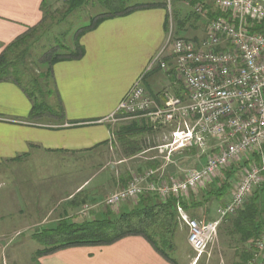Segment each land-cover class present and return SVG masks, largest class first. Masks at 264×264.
<instances>
[{"label": "crops", "instance_id": "0c3cea01", "mask_svg": "<svg viewBox=\"0 0 264 264\" xmlns=\"http://www.w3.org/2000/svg\"><path fill=\"white\" fill-rule=\"evenodd\" d=\"M179 1L190 5L188 0ZM42 2L0 0V54L17 37L41 23ZM166 15V10L160 7L139 9L126 16L104 20L95 29L82 34L79 44L83 56L59 61L52 66L51 83L61 114L44 112L31 118L32 104L25 93L11 81L0 82V167H6L1 170L4 179L0 181V222L16 219L13 224H17L9 232L44 230V233L59 234L71 226L116 219L135 208L137 201L135 204L130 201L122 203L115 209L104 203L98 204L97 197H91L89 192L81 193L88 180L80 181L72 192L59 196L58 183L52 181L55 167L50 160L57 154H82L109 146L115 128L101 121L115 110L132 83L160 51L167 33L164 28ZM214 16L212 12L209 14V18ZM198 22L208 24L201 18ZM205 34L206 24L200 35L193 34L187 40L198 43ZM165 61L168 71L155 69L143 79L146 93L158 107L163 106L165 93L183 98L186 92L174 71L173 60L166 58ZM130 120L138 127L153 129L147 118ZM158 130L164 131L169 138L173 129L159 127ZM172 156L169 162L159 154L148 158L158 163L155 181L181 179L175 176L176 169L185 164L199 169L205 164V158L196 149L181 150ZM32 157L35 162L31 168L28 161ZM41 158L49 162L42 163ZM224 174L223 179L228 178L227 181H214L213 184L210 181L200 188L203 190L200 195L195 194L196 191L193 194L195 202L200 203L201 212L205 206L204 213L210 221L218 219V209L229 202L233 191L235 181H232V175L236 176V173L227 169ZM46 178L51 181H44ZM67 184L64 182L60 186ZM191 197L188 194L181 201H189ZM84 203L90 204H87L89 211L81 210ZM44 248L40 244L39 250ZM198 262L199 259H194L183 264ZM36 264L172 263L143 237L129 236L109 245L58 249L39 256ZM177 264L181 263L177 261Z\"/></svg>", "mask_w": 264, "mask_h": 264}, {"label": "built area", "instance_id": "2783aa9c", "mask_svg": "<svg viewBox=\"0 0 264 264\" xmlns=\"http://www.w3.org/2000/svg\"><path fill=\"white\" fill-rule=\"evenodd\" d=\"M207 1L213 10L205 5ZM207 1L191 4L197 16L208 20L205 36L194 43L176 36L170 24L160 51L101 121L114 126L121 120L147 118L153 129H173L169 142L156 148L167 162L174 153L187 149H196L205 158L204 166L187 170L181 179L155 181L157 169L134 175L124 188L106 198L107 207L137 201L144 194L163 203L170 198L181 201L224 168L236 166L238 181L229 202L218 209L217 220L189 218L179 202L176 205L195 261L217 241L221 222L242 210L254 191L264 186V34L250 30L253 23L264 21V0ZM163 2L170 15L172 0ZM211 12L213 18H209ZM166 58L173 60L186 92L183 98L165 93L163 106L158 107L146 93L143 79L155 69L168 71ZM263 263L264 226L247 264Z\"/></svg>", "mask_w": 264, "mask_h": 264}, {"label": "rangeland", "instance_id": "374dc122", "mask_svg": "<svg viewBox=\"0 0 264 264\" xmlns=\"http://www.w3.org/2000/svg\"><path fill=\"white\" fill-rule=\"evenodd\" d=\"M91 1L93 0H90V2ZM64 2L65 1L61 0H48L49 4L47 7V13L45 14L44 21L41 23L42 29L38 33L41 34V36L39 37L37 44H33L29 56L25 60L29 69L28 71L29 73L31 72V77L36 75L39 76L40 73H44L47 70L48 65L45 62L47 60V55L49 56L50 53L51 55H64L70 53V51L74 49V42L77 33L92 25L96 17L104 12V9L93 7L89 2V4L82 6L71 14L65 15L64 13L67 6ZM154 2H163V0H128L125 3V6L132 7L136 4H149ZM205 5L209 10H213L210 3L206 2ZM191 7V4L187 6L182 1L172 0L169 25H172L173 32L176 36H183L186 39H190L193 34H196V36L200 35L205 24L207 27V23H203L202 25L201 22L199 23L198 20H195L192 15ZM174 18L185 22L182 21L184 23L182 25V32L184 33H179V35L175 33L177 32L176 29H178V27L176 26L175 21H172ZM200 18L201 17H199V19ZM201 19L207 20L205 18ZM45 90L50 91L49 94L38 101L46 103L48 106L46 108L43 107L44 110H46L47 113L48 111H51L52 113L56 111L57 108L54 89L53 87H49ZM130 123L131 120L126 119L121 120L114 125V135L111 138V143L105 149L82 154H57L54 156V159H51L50 161L55 167L52 171V181L58 183L57 194L59 196H64L66 193L72 192L73 188L76 187L80 181L88 180L89 182L82 188L83 191L80 190L82 191L81 193L89 192L91 197L94 196L98 198L96 200L98 204L104 203L110 194L123 188V186H121L122 180L126 181V186L134 175L142 174L146 170L151 169L147 167V163L150 162L148 158L152 155H157L158 152L156 148L167 144L169 138H167L164 131L151 129L142 134L138 133L131 135L129 136L128 142L121 143L116 134L119 129ZM137 149L141 152L137 153ZM131 152L132 154L136 153L135 156L129 157L127 153ZM40 161H42V163L49 162L48 160H45V158H41ZM28 162H31L30 167L32 168L35 160L32 157ZM241 163H239V165ZM191 166L192 165L190 164H185L181 169H176L174 172L175 176L182 177L187 170H190ZM235 167L236 166L233 167L230 165L229 167L224 168L219 176L217 175L211 181V184H213L214 181H227L228 178L226 180L223 179V175H225L224 172L227 171V169L233 170ZM3 168L6 167H0V181L4 179L2 176L3 171H1ZM192 168L193 167H191V169ZM238 171L239 170L236 169V172ZM7 172L8 170H6V173ZM42 172L43 174L47 173L46 171ZM232 178V181H235V186L239 175L235 176L234 174L232 175ZM44 181L51 180L46 178ZM64 182L68 184L60 186ZM53 188L54 187L52 186L51 189ZM200 188L201 187L195 190V194H201L203 190H200ZM189 194L193 197L194 192ZM251 197L252 195L248 198L247 202ZM139 200L140 199L137 200L135 207L139 205ZM135 202L136 201L133 203L135 204ZM87 204L89 203H84V207H81V210L84 209L89 211L88 208L90 206H87ZM115 207L116 206H114V209ZM195 212L196 216L188 214L189 218L197 219L199 221H210V218L204 213L205 206L202 207V212L199 208L196 209ZM14 221H16V219H8L2 222V224L0 222V264H36L39 256L35 255V253L39 250L41 244L36 238L38 235L43 234L44 230L42 232L36 230V232L30 231L12 234V232L9 231L14 228V225H17L13 224ZM221 227L222 224L219 225L218 229ZM219 232L220 231L217 233V241L209 246L206 252L199 258V264H231L234 260V252L228 250L222 243V238H220ZM174 243L175 252L173 255L179 263L183 264L184 261H189L191 263V261L195 259L196 254L187 243V231L179 221Z\"/></svg>", "mask_w": 264, "mask_h": 264}, {"label": "trees", "instance_id": "16d2710c", "mask_svg": "<svg viewBox=\"0 0 264 264\" xmlns=\"http://www.w3.org/2000/svg\"><path fill=\"white\" fill-rule=\"evenodd\" d=\"M128 0H66L65 15H69L82 6L89 4L93 7H100L104 12L96 17L93 24L80 30L75 39L74 49L64 55H47L46 64L47 70L40 73L39 76L31 77L29 69L25 63L26 58L33 44H37L41 34H38L42 29V21H44L47 13L48 0H43L41 10L43 12V20L41 23L27 32L17 37L11 42L0 54V82L11 81L16 84L27 96L32 104L31 118L37 114L44 113L43 107L48 105L38 100L43 99L50 91L46 88H52L51 72L52 66L63 60L79 59L83 56V48L79 44V39L82 34L95 29L101 22L109 18L126 16L136 10L144 8L160 7L165 9L164 2L136 4L132 7H126L125 3ZM190 4L193 0H188ZM192 15L195 20L199 21L193 11ZM187 18V17H186ZM170 15H166L164 28L168 31ZM175 24L178 27L177 32L183 31L182 25L185 23L174 18ZM251 32L264 34V21L253 23ZM51 110V109H48ZM57 114H61L62 110L57 106ZM52 112V113H54ZM47 113V112H46ZM52 114L51 111H48ZM151 129L147 127H138L131 123L117 132L116 136L122 143L129 140V136L142 134ZM147 150V149H146ZM264 150V148H263ZM133 152V151H132ZM127 153L129 157L135 154ZM137 153L141 151H136ZM158 163L150 161L147 167L156 169ZM122 180V179H121ZM120 180V181H121ZM125 180H122L123 188ZM220 195H216L219 197ZM179 202L182 208L188 213L196 216L195 210L199 208L200 203L195 202L191 197L189 201H178L173 198L166 202H160L152 194H144L140 197L139 205L128 213L120 215L116 219H104L102 221L88 222L80 226H71L63 233H43L36 238L44 249L38 250L35 255L42 256L44 254L56 251L58 249L71 246H103L112 244L129 236H141L147 240L152 247L163 258L172 264H177L174 258L176 232L178 228L176 205ZM222 227L218 229L222 243L228 250L234 253V260L231 264H247L253 255V244L259 236L264 226V186L257 189L252 194V197L245 204L242 210L238 211L234 217H226L222 222ZM264 264V263H263Z\"/></svg>", "mask_w": 264, "mask_h": 264}]
</instances>
